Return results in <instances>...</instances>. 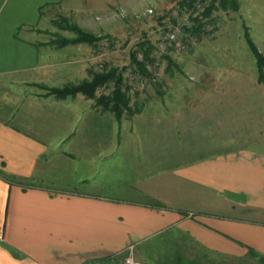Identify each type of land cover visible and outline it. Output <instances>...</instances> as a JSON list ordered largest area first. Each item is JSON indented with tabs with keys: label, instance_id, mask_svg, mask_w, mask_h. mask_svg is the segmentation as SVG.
<instances>
[{
	"label": "crops",
	"instance_id": "obj_1",
	"mask_svg": "<svg viewBox=\"0 0 264 264\" xmlns=\"http://www.w3.org/2000/svg\"><path fill=\"white\" fill-rule=\"evenodd\" d=\"M67 2L0 0V82L12 88L9 100H0V264H118L129 245L137 258L138 249H150L166 232L185 236L207 260L241 259L250 250L264 255V153L252 148L132 177L121 188L128 199L104 193L114 189V164L101 168L108 159L81 136L100 134L91 120L96 124L106 111L81 93L34 91L43 83L60 87L59 78L65 83V63L60 70L52 61L39 31ZM56 150L64 158H49ZM123 161L116 159L119 167ZM105 170L108 178L100 179ZM47 176L57 190L33 185Z\"/></svg>",
	"mask_w": 264,
	"mask_h": 264
},
{
	"label": "rangeland",
	"instance_id": "obj_2",
	"mask_svg": "<svg viewBox=\"0 0 264 264\" xmlns=\"http://www.w3.org/2000/svg\"><path fill=\"white\" fill-rule=\"evenodd\" d=\"M180 1L68 0L65 9L53 14L39 29L41 40L50 42L52 61L59 60V69L65 63V83L61 86L59 78L57 88L90 81L102 64L125 70L123 87L130 94L129 106L140 111L130 115L125 108L118 117L105 110L100 121L94 124L91 120L90 124L102 128L101 133L81 136V142L91 141L89 138L97 142L99 159H108L101 168L114 164L110 173L114 189L108 187L105 194L124 197L121 188L129 187L130 178L202 157L244 148L264 153V85L258 82L255 59L245 38L248 30L264 53V0H214L216 9L204 19L209 32L199 36L187 32L186 27L177 41L166 42L167 28L178 21L172 19V11L184 10ZM78 30L101 39L95 43L61 44L63 38L77 37ZM142 42L153 46L148 66L160 67L154 82L145 83L149 72L139 73L132 63V54ZM39 87L34 91L53 95L50 86L43 83ZM114 88V82L97 88L93 101L98 102ZM11 90L7 82H0V100L8 101ZM68 101L66 105H71ZM96 106L104 111L103 104ZM34 107H41L35 97ZM52 108H57V103ZM62 153L56 150L49 158H62ZM119 158L124 159V166L117 165ZM106 173L99 172L98 176L108 178ZM50 177H38L33 185L57 190ZM104 184H99V195L103 193L100 185ZM127 194L125 199L129 198ZM186 239L166 232L150 249H138L137 258L156 264H261L251 255L233 260L213 254L207 260L202 250Z\"/></svg>",
	"mask_w": 264,
	"mask_h": 264
},
{
	"label": "trees",
	"instance_id": "obj_3",
	"mask_svg": "<svg viewBox=\"0 0 264 264\" xmlns=\"http://www.w3.org/2000/svg\"><path fill=\"white\" fill-rule=\"evenodd\" d=\"M198 1L205 2L204 9L196 15L192 16L193 24L186 28V31L191 34H196L201 36L203 27L207 23L204 22V19L212 16L214 9H216L217 5L214 0H181L180 6L184 9L196 11L195 5ZM78 36L74 38H63L61 44H79V43H95L98 41L100 36H95L88 32H83L78 30ZM246 42L248 47L255 59L256 68L258 72V82L264 85V53L259 49L258 45L255 43L254 39L250 35L249 31L245 32ZM146 44L148 46H146ZM153 49V46L149 42H142L137 51L132 54V63L135 65L138 72L145 74L148 69V61L150 60V52ZM142 51L144 53V59L138 60L137 52ZM106 65V70L104 72H93L92 79L84 81L82 84L66 86L63 88H50L51 93L56 95L59 98H65L67 96H75L78 93H84L88 97H96L95 92L97 88L102 87L110 82H114L115 88L108 95L100 96L98 98V103L103 104L104 110H109L115 112L118 117H121L123 113V109H127L130 115H134V113L139 112L140 110L133 111L129 106L130 102V94L128 89H124V78L123 73L125 70L119 69L115 66ZM127 68V67H126ZM124 68V69H126ZM7 180H11L17 182L19 184L30 185V183H25L21 180H18L16 176L7 175ZM153 205L162 207V204L158 201H155ZM250 255L252 257H257L260 259V263H264V255H261L259 252L254 250H250ZM183 258L179 259L182 260ZM175 264V263H174Z\"/></svg>",
	"mask_w": 264,
	"mask_h": 264
},
{
	"label": "built area",
	"instance_id": "obj_4",
	"mask_svg": "<svg viewBox=\"0 0 264 264\" xmlns=\"http://www.w3.org/2000/svg\"><path fill=\"white\" fill-rule=\"evenodd\" d=\"M205 7V2L198 1L195 5L196 11L184 9L182 13L179 11V9H174L171 13L172 19L177 21L176 24H173L172 26H169L165 32L164 41H170L175 42L179 38V32L181 29H185L186 27H190L192 16L194 12H201ZM209 24H205L203 27L202 35L205 34V32H209L208 30ZM181 47H184L181 46ZM137 56L139 60H143L144 54L142 52H137ZM149 76L146 79V82H154L158 79V76L160 75V67H158V64L154 66H147ZM100 72H104L106 70V65L102 64L99 69ZM140 73V72H139ZM142 74V73H141ZM128 76H131L129 72L127 73ZM142 83H144V80L142 79ZM118 264H151L144 261H140L135 257V245L131 244L127 247L126 254L123 256V258L119 261Z\"/></svg>",
	"mask_w": 264,
	"mask_h": 264
}]
</instances>
